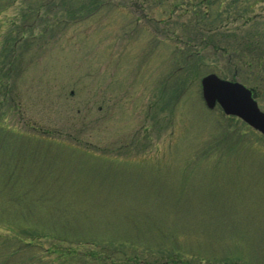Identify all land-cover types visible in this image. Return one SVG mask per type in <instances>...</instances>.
<instances>
[{
    "label": "rangeland",
    "instance_id": "374dc122",
    "mask_svg": "<svg viewBox=\"0 0 264 264\" xmlns=\"http://www.w3.org/2000/svg\"><path fill=\"white\" fill-rule=\"evenodd\" d=\"M106 1L43 9L0 62V229L107 264H264V137L201 87L258 85L264 111V65L241 49L263 51L264 0Z\"/></svg>",
    "mask_w": 264,
    "mask_h": 264
},
{
    "label": "trees",
    "instance_id": "16d2710c",
    "mask_svg": "<svg viewBox=\"0 0 264 264\" xmlns=\"http://www.w3.org/2000/svg\"><path fill=\"white\" fill-rule=\"evenodd\" d=\"M31 1L34 0H0V62H2L3 59H7L8 57L9 60L10 58L12 59L14 66L18 65V54L16 48L22 40L28 37L36 39V37L40 35L36 34L35 27L38 22L37 19H41L43 9L45 11V8H58L63 5L74 3L73 0H35L36 3H31ZM90 1L91 3L97 4L98 9L107 2L106 0ZM99 2L101 3L98 5ZM18 6L21 7L22 10L20 14L16 16L17 19H24L27 20L28 23L32 22V24L28 26V28L26 27L27 23L23 24L22 28L17 27L18 22L16 21L17 19L15 17L10 23L13 28L8 31H4L2 28V15L8 12L9 9ZM44 31H46V29ZM241 44L242 43H240V45ZM209 45H213L216 50L223 51V54H225L227 51L226 48H221V42H219L218 44L211 43V38H209L207 43H205V47ZM241 47H243L241 49L245 50H242L243 53L247 52L250 56L253 54L256 55L254 59H251V63H257V68L264 65V48L262 53H260L259 50L262 49V47L257 46L253 48L252 45L249 44V42L243 44ZM4 63L7 64L6 62ZM9 63L10 62H8V64ZM1 66L4 67L3 64H1ZM247 66L251 67V64H248ZM10 72L11 70L8 73ZM257 72L258 73H256V77L261 78V73L259 72V70H257ZM261 72H263V70ZM232 80H236V77ZM8 82L9 80L6 83ZM252 83L253 79L252 82L247 81V84ZM251 88H254L257 93H261L262 95L260 86H251ZM44 238H47L45 236V233L42 234L37 231H29L24 228L10 233H7L6 231L0 229V264H44L46 260L49 259V256L55 255L53 252H61L60 254H58L59 256H57L58 260L63 263L65 262L66 264H107L109 259L112 260V257L103 258L102 255H100V252L93 247L91 248L93 250H87L89 251L88 253H83V251L79 250L77 247L74 248L75 245L72 246L71 243L70 245H66L67 243L63 239L54 242L53 251L52 249L42 251L41 242H43L42 240ZM31 247H36L38 251L36 250V253L30 255L29 250ZM137 257L135 258L134 262H138ZM112 264H116L114 260ZM125 264L131 263H128V261L126 260Z\"/></svg>",
    "mask_w": 264,
    "mask_h": 264
},
{
    "label": "water",
    "instance_id": "95a60500",
    "mask_svg": "<svg viewBox=\"0 0 264 264\" xmlns=\"http://www.w3.org/2000/svg\"><path fill=\"white\" fill-rule=\"evenodd\" d=\"M202 97L206 107H220L226 116L240 119L264 137V111L257 102V92L237 81L222 79L216 74L202 78Z\"/></svg>",
    "mask_w": 264,
    "mask_h": 264
}]
</instances>
